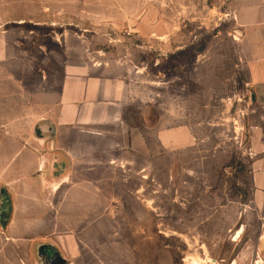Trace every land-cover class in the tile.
<instances>
[{
    "label": "rangeland",
    "instance_id": "1",
    "mask_svg": "<svg viewBox=\"0 0 264 264\" xmlns=\"http://www.w3.org/2000/svg\"><path fill=\"white\" fill-rule=\"evenodd\" d=\"M233 5L0 0V264H48L50 248L63 264L252 262L264 119ZM78 73L119 78L127 95L121 127L100 136L118 144L91 157L57 143Z\"/></svg>",
    "mask_w": 264,
    "mask_h": 264
},
{
    "label": "crops",
    "instance_id": "2",
    "mask_svg": "<svg viewBox=\"0 0 264 264\" xmlns=\"http://www.w3.org/2000/svg\"><path fill=\"white\" fill-rule=\"evenodd\" d=\"M232 14L239 27V60L246 63L249 84L263 110L260 118L264 119V0H235ZM123 89L119 78L85 76L84 73H78L65 81L61 95V121L58 123V133L61 131L63 134L59 133L57 137L58 148L62 153L91 157L104 152L109 145L113 147L118 144L100 136L105 130H111L108 129L109 126L121 127L122 109L127 103V95ZM87 124L93 128H84ZM256 125L260 126L258 132L264 133V128L261 127L264 125ZM167 140L170 146L178 144L177 138ZM253 165L257 184L264 188V159ZM213 264L225 263L214 259ZM226 264H264V226L258 235L252 262L243 261L237 256Z\"/></svg>",
    "mask_w": 264,
    "mask_h": 264
},
{
    "label": "water",
    "instance_id": "3",
    "mask_svg": "<svg viewBox=\"0 0 264 264\" xmlns=\"http://www.w3.org/2000/svg\"><path fill=\"white\" fill-rule=\"evenodd\" d=\"M7 203L5 205V212L1 213V220L3 222H6L9 215H10V199H6ZM48 264H63V259L60 257V255L53 249L50 248L48 251Z\"/></svg>",
    "mask_w": 264,
    "mask_h": 264
},
{
    "label": "built area",
    "instance_id": "4",
    "mask_svg": "<svg viewBox=\"0 0 264 264\" xmlns=\"http://www.w3.org/2000/svg\"><path fill=\"white\" fill-rule=\"evenodd\" d=\"M213 264L214 263V259L207 256V255H204V257H202V262L200 264ZM187 264H191L190 262L187 263Z\"/></svg>",
    "mask_w": 264,
    "mask_h": 264
},
{
    "label": "bare ground",
    "instance_id": "5",
    "mask_svg": "<svg viewBox=\"0 0 264 264\" xmlns=\"http://www.w3.org/2000/svg\"><path fill=\"white\" fill-rule=\"evenodd\" d=\"M238 233H240V231H238ZM190 260L192 264H200L202 262V257L193 256Z\"/></svg>",
    "mask_w": 264,
    "mask_h": 264
},
{
    "label": "flooded vegetation",
    "instance_id": "6",
    "mask_svg": "<svg viewBox=\"0 0 264 264\" xmlns=\"http://www.w3.org/2000/svg\"><path fill=\"white\" fill-rule=\"evenodd\" d=\"M7 197H5L4 199V205H6L7 201H6ZM0 218H1V213H0Z\"/></svg>",
    "mask_w": 264,
    "mask_h": 264
}]
</instances>
